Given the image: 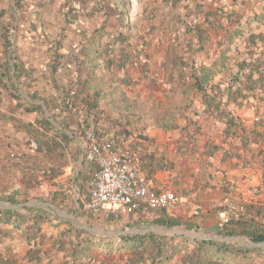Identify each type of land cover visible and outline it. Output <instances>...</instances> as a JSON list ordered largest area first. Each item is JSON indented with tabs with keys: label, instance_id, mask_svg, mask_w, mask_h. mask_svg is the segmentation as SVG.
Segmentation results:
<instances>
[{
	"label": "crops",
	"instance_id": "crops-1",
	"mask_svg": "<svg viewBox=\"0 0 264 264\" xmlns=\"http://www.w3.org/2000/svg\"><path fill=\"white\" fill-rule=\"evenodd\" d=\"M53 1L0 0V212L43 219V240L36 246L28 240L25 225L0 223V264H128L124 251L117 252L122 238L146 234L179 236L177 242L187 248L199 240L247 246L242 237L220 235V214L226 212L229 219L242 210L240 204L264 206V141L244 148L241 130L238 136L226 138L223 118L208 111L204 96L190 80L180 78L176 62L181 51L174 53L173 47L188 37L186 24L197 22L191 14L193 0H181L178 7L163 0H143L138 18L145 25L139 28L132 19L138 35L131 43L145 42L156 78L150 82L131 66L132 83L123 88L107 81L103 69L97 72L98 83L87 82L94 56L78 53L88 42L83 35L104 23L107 10L93 21L89 14L97 0H68L85 16L63 20L60 27L68 32L55 25ZM200 3L203 13L233 11L238 16L233 24L218 18L220 29L203 24L210 36L207 50L198 53L193 63L197 75H208L201 86L211 93L217 84L222 90L229 87L249 35H264V0ZM67 8L65 3L60 14ZM110 15L109 29L115 22ZM118 76L124 77L121 72ZM99 86L105 90L98 101L104 116L128 119L141 127L130 138L138 144L142 170L151 187L169 184L175 190L181 201L176 217L184 225L157 224L162 211L123 213L115 219L84 208L96 170L85 159V129L97 131V123L86 118L83 101L92 99L91 90ZM227 112L249 131L264 121V101L231 103ZM103 122L99 123L102 133H97L109 140L103 132L107 129L111 134L118 128L106 119ZM257 129L264 131V125ZM80 232L87 241L76 240ZM83 249L86 256L75 257ZM109 249L115 252L109 255ZM184 254L169 264H180Z\"/></svg>",
	"mask_w": 264,
	"mask_h": 264
},
{
	"label": "trees",
	"instance_id": "trees-1",
	"mask_svg": "<svg viewBox=\"0 0 264 264\" xmlns=\"http://www.w3.org/2000/svg\"><path fill=\"white\" fill-rule=\"evenodd\" d=\"M163 2L171 4L172 7H178L181 0H163ZM108 3L111 4L115 11L114 15H112L115 21L113 27L109 29L106 25L111 16L110 12L107 11L108 18L105 19L104 23L99 27L93 28L90 33L87 32L83 35V38H87L88 42L78 52L84 56L87 55L86 53H90V57L94 56V59H90V64L95 63V66H93V72L90 73L87 82L93 80L98 83L97 72L103 69L108 75L107 81L117 84V86H122V88L130 86L132 79L128 76V71L131 66L139 69L143 73L144 79L150 82L154 81L153 79L156 76L153 75L150 68L145 42L141 41L135 45L131 43L132 38H137L138 33L136 27L138 26L135 25L134 27L132 25L134 10L132 12L130 11L132 8L135 9V7L138 9L137 12L141 10L143 0H108ZM193 3L191 14L193 13L197 22L186 24L184 30L188 33V37L183 42H177V45L173 47L174 53H178L177 49L181 51L179 56L180 61L176 62L179 69H181L180 78L190 80L196 90L204 96V101L208 105V111H213L219 118H223L225 122L224 135L226 138L238 136L237 134L241 130L242 137L240 142L244 148H248L250 144L258 142L260 139L264 141V131H258L257 129V127H263L264 121L256 122L255 127L248 131L239 119L231 112H227V107L231 103L239 106L243 100H249L250 98L258 99L261 102L264 101V35L255 33L249 35L246 39L243 56L236 62L237 70L235 73L230 74L229 87L222 90L217 84L212 86L211 93H209L206 88L201 86L207 80L208 75H197L193 63V58L198 53L207 50L210 36L203 24H209L212 29H220L222 25L218 22V18L226 19L230 24H233V19H236L238 16L233 11L226 14L225 12L203 13L204 11L202 10L200 0H193ZM141 11L143 12V9ZM99 12L100 10L94 6L89 14V18L94 21ZM201 18L204 23H202ZM262 20H264V14ZM116 29L122 30L118 32ZM89 34L90 36L86 37ZM107 38H113L114 42L122 43V48H118L112 51L114 53H111L108 49L109 43L106 42ZM142 57H145V61H142ZM93 60L94 62H92ZM173 66H175V63ZM187 69H190V72H187ZM120 72L123 73V78L118 76ZM102 87L99 86L91 90L92 99L88 98L83 101L87 105L85 107L86 118H89L91 121H96L95 128L100 133H102L103 127L101 125L104 124L103 121L105 119L110 124L117 126L118 131L109 134V130L106 129L103 132L109 140L118 144H122L118 141L121 139L126 141L131 140V134L135 130L141 129V127H136V123L134 121L132 123L128 119L122 121L119 117H116L112 120L109 116L103 115L104 111L100 109L98 103L102 94H105V90ZM123 95L126 96L125 93ZM224 98H227L226 103L223 102ZM113 103L114 101L112 105ZM130 106L131 103H129L128 107ZM255 111L258 114L259 108H256ZM101 114L103 119L99 116ZM35 143L38 147V143ZM129 146L137 152L138 144L131 143ZM240 205L242 210H236L229 217L227 222L222 225L220 235L223 238L242 237L248 242L247 246L227 242L221 243L213 240H199L195 241L192 248H187L181 247L179 242H177L180 238L179 236L162 237L154 234H146L132 238H122L121 246L117 249V252L124 251L123 254L126 256L128 264H169L182 251H185V254L180 264H264V206L246 203ZM157 215L158 213L155 214V216ZM42 221L43 219L40 217L29 219L24 216H17V214L12 215L8 212H0V223H13L15 226H19L20 224L22 226L25 225L26 236L35 246L37 244L40 245L43 240L41 233ZM155 222L167 227H176L185 224L178 217H172L164 211H162L159 218L155 219ZM81 237L82 233L80 232L76 240L78 242L83 240L87 241V238L82 239ZM108 243L111 242L108 241ZM86 251L83 249L75 257L86 256ZM107 252L109 255H112L115 250L109 249ZM34 255L36 256V254ZM116 264H119V262L117 261Z\"/></svg>",
	"mask_w": 264,
	"mask_h": 264
},
{
	"label": "built area",
	"instance_id": "built-area-1",
	"mask_svg": "<svg viewBox=\"0 0 264 264\" xmlns=\"http://www.w3.org/2000/svg\"><path fill=\"white\" fill-rule=\"evenodd\" d=\"M106 42L111 53L123 46L113 38ZM85 142V159L96 167L90 181V197L83 205L87 211L115 219L123 213L139 211H164L174 217L179 214L181 201L175 190L169 184L159 189L151 187L134 149L102 138L92 127L85 129ZM31 147L35 150L37 144L34 142ZM220 218L222 224L226 223L227 213L222 212Z\"/></svg>",
	"mask_w": 264,
	"mask_h": 264
},
{
	"label": "rangeland",
	"instance_id": "rangeland-1",
	"mask_svg": "<svg viewBox=\"0 0 264 264\" xmlns=\"http://www.w3.org/2000/svg\"><path fill=\"white\" fill-rule=\"evenodd\" d=\"M55 1V25L56 26H58L59 27V29H61V30H68L67 28H65L64 29V27H60V24H62V21L64 20H66V18L67 17H69L70 16V20L71 19H74V18H76V20L78 19V17H80V19H83V17H85L84 16V14L83 13H81V16L79 15V13H77L76 11L77 10H75V8L72 6V4H71V2L70 1H68V0H54ZM53 1V2H54ZM73 2L75 1L76 2V0H72ZM133 1V0H132ZM151 1H154V0H151ZM65 3L67 4V6H68V8H67V10L65 11V12H63L62 14H60L61 13V8H64V6H65ZM108 3V0H98V2H96V8L97 9H99L100 10V12L104 9V6L106 7L105 9L107 10V11H109L111 14H113L114 15V13H115V11H114V9L112 8V6L110 7L109 5H111V4H109ZM134 10V11H133ZM137 10L138 9H136V7H135V9L134 8H132L131 9V11L130 12H134V14H133V16H134V19H135V21H136V23L139 25V28L140 27H143L145 24H143L142 23V21L140 22V20H139V18H138V13L141 11V10H139L138 12H137ZM85 13V12H84ZM91 13V12H90ZM88 16V15H87ZM105 16V15H104ZM107 16V15H106ZM59 17H61V20L59 19ZM91 19V18H90ZM68 32H70L69 30H68ZM65 35H68V33L67 34H65ZM241 48H242V46H241ZM237 51H238V49H237ZM121 143H123V144H125L124 143V141L125 142H128V145H131V143H133V144H135V145H137V143H136V141L135 140H123V139H121ZM137 151H138V149H137ZM132 214H134V213H132ZM177 216V215H176ZM175 216V217H176ZM172 217H174V216H172Z\"/></svg>",
	"mask_w": 264,
	"mask_h": 264
}]
</instances>
